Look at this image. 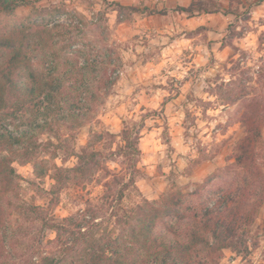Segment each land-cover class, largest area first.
I'll list each match as a JSON object with an SVG mask.
<instances>
[{"label":"rangeland","instance_id":"obj_1","mask_svg":"<svg viewBox=\"0 0 264 264\" xmlns=\"http://www.w3.org/2000/svg\"><path fill=\"white\" fill-rule=\"evenodd\" d=\"M263 3L32 0L13 15L0 9V37L20 28L30 38L28 74L61 80L65 94L86 98L92 109L84 125L46 131L35 156L15 159L18 195L11 194L6 213L22 262L113 254L134 225L127 216L143 200L194 188L234 161L245 135L242 116L264 114ZM191 4L197 11L179 10ZM39 116L26 107L17 118L28 124ZM125 126L142 130L134 161L124 152ZM262 132L264 141V123ZM84 148L97 153L92 170L81 178L70 171L60 183L57 172L77 167ZM49 219L63 226L59 240L46 228ZM247 242L243 252L226 249L221 264H264V205Z\"/></svg>","mask_w":264,"mask_h":264},{"label":"trees","instance_id":"obj_2","mask_svg":"<svg viewBox=\"0 0 264 264\" xmlns=\"http://www.w3.org/2000/svg\"><path fill=\"white\" fill-rule=\"evenodd\" d=\"M31 1L0 0V9L13 15ZM125 8L143 13L137 7ZM179 10L197 11L194 4ZM29 39L20 28L0 37V264H221L226 249L237 253L248 250V228L264 205V114L258 113L242 116L245 135L234 148L233 162L218 168L194 188L172 189L158 201L143 200L127 216L134 225L126 240L118 241L113 254H51L39 261L22 262V256L19 258L12 250L6 213L13 203L11 194L18 195L15 159L35 156L43 146L37 142L42 133L54 132L55 127L82 126L92 115V109L84 107L87 99L69 97L61 80L32 71L28 74L32 63ZM87 84L82 82L86 91L91 89ZM74 89L82 92L78 84ZM26 107L36 109L40 116L23 124L17 117ZM10 122L16 123L13 130L4 127L12 125ZM141 132L130 126L123 130V138L129 141L124 152H130V161L141 154ZM96 155L84 148L78 155L79 165L57 172L58 181L68 182L70 171L77 178L87 175L96 163ZM35 167L38 175H43L37 164ZM45 222L47 229L58 233L59 240L63 229L60 222Z\"/></svg>","mask_w":264,"mask_h":264},{"label":"crops","instance_id":"obj_3","mask_svg":"<svg viewBox=\"0 0 264 264\" xmlns=\"http://www.w3.org/2000/svg\"><path fill=\"white\" fill-rule=\"evenodd\" d=\"M264 4V3H263ZM233 260V262H235V261H237V260H235V259H232Z\"/></svg>","mask_w":264,"mask_h":264}]
</instances>
